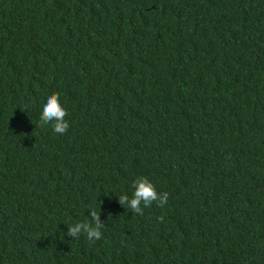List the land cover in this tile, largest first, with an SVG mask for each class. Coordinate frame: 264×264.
<instances>
[{"label":"trees","instance_id":"trees-1","mask_svg":"<svg viewBox=\"0 0 264 264\" xmlns=\"http://www.w3.org/2000/svg\"><path fill=\"white\" fill-rule=\"evenodd\" d=\"M0 264H264V0H0Z\"/></svg>","mask_w":264,"mask_h":264},{"label":"clouds","instance_id":"clouds-1","mask_svg":"<svg viewBox=\"0 0 264 264\" xmlns=\"http://www.w3.org/2000/svg\"><path fill=\"white\" fill-rule=\"evenodd\" d=\"M26 109V108H25ZM67 110L62 106L59 94L50 92L41 103L39 120L41 125H52V131L55 134H66L70 125L65 119ZM133 194L131 198L127 194L119 196L120 203L126 208L132 210L133 214H143V209L148 208L156 202L158 206L163 205L168 200V193H158L154 184L147 178H139L132 183ZM90 219L88 222H77L69 226L68 235L78 239L82 234L90 242H95L102 238V229L105 227L100 220V212L89 208Z\"/></svg>","mask_w":264,"mask_h":264}]
</instances>
